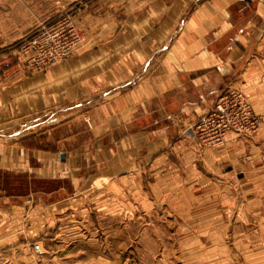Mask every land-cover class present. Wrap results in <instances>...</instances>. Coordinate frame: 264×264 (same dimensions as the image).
<instances>
[{
	"label": "crops",
	"instance_id": "1",
	"mask_svg": "<svg viewBox=\"0 0 264 264\" xmlns=\"http://www.w3.org/2000/svg\"><path fill=\"white\" fill-rule=\"evenodd\" d=\"M92 6L71 57L0 67V264H31L28 237L98 197L109 217L164 204L193 251H228L222 235L244 222L264 234V0ZM230 89L260 116L257 134L204 148L194 124Z\"/></svg>",
	"mask_w": 264,
	"mask_h": 264
},
{
	"label": "rangeland",
	"instance_id": "2",
	"mask_svg": "<svg viewBox=\"0 0 264 264\" xmlns=\"http://www.w3.org/2000/svg\"><path fill=\"white\" fill-rule=\"evenodd\" d=\"M95 1L0 0V37L9 39L0 52H11L23 36L40 24L68 17L81 29L85 43L83 16L92 11ZM106 206L100 197L82 200L71 218L63 222L52 218L51 232L32 234L27 241L25 236L21 238L19 241L30 242L34 250L31 264H213L215 259L216 264H264V234L256 232L258 221H254L255 227L244 222L237 234H223L221 240L229 246L228 251H193L189 250L187 238L194 235L185 234L175 225L179 219L167 218L164 204H153V215L145 214L152 208L151 203H143L142 216L122 218L103 214ZM51 209H47V215H53ZM56 225L69 230L60 233V228H53ZM211 236L203 235L202 241L214 240ZM37 244L42 253L35 251Z\"/></svg>",
	"mask_w": 264,
	"mask_h": 264
},
{
	"label": "built area",
	"instance_id": "3",
	"mask_svg": "<svg viewBox=\"0 0 264 264\" xmlns=\"http://www.w3.org/2000/svg\"><path fill=\"white\" fill-rule=\"evenodd\" d=\"M84 43V35L68 17L47 21L23 36L12 53L0 52V67L10 69L17 60L30 73L71 57ZM260 116L247 96L240 90L230 89L220 95L208 109L202 112L194 124L196 137L204 148L226 144L230 133L255 136ZM42 253L39 244L34 247Z\"/></svg>",
	"mask_w": 264,
	"mask_h": 264
},
{
	"label": "water",
	"instance_id": "4",
	"mask_svg": "<svg viewBox=\"0 0 264 264\" xmlns=\"http://www.w3.org/2000/svg\"><path fill=\"white\" fill-rule=\"evenodd\" d=\"M62 159L64 158V154L61 155Z\"/></svg>",
	"mask_w": 264,
	"mask_h": 264
}]
</instances>
